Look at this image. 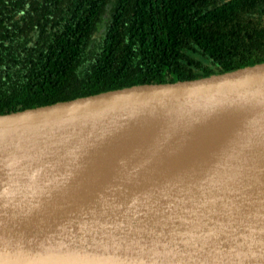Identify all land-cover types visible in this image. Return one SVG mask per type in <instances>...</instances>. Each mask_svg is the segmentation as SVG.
<instances>
[{
  "label": "water",
  "instance_id": "water-1",
  "mask_svg": "<svg viewBox=\"0 0 264 264\" xmlns=\"http://www.w3.org/2000/svg\"><path fill=\"white\" fill-rule=\"evenodd\" d=\"M263 115L264 62L0 114V264H264V166L228 145Z\"/></svg>",
  "mask_w": 264,
  "mask_h": 264
},
{
  "label": "trees",
  "instance_id": "trees-1",
  "mask_svg": "<svg viewBox=\"0 0 264 264\" xmlns=\"http://www.w3.org/2000/svg\"><path fill=\"white\" fill-rule=\"evenodd\" d=\"M264 62V0H0V114Z\"/></svg>",
  "mask_w": 264,
  "mask_h": 264
},
{
  "label": "bare ground",
  "instance_id": "bare-ground-1",
  "mask_svg": "<svg viewBox=\"0 0 264 264\" xmlns=\"http://www.w3.org/2000/svg\"><path fill=\"white\" fill-rule=\"evenodd\" d=\"M260 116V115H257ZM258 121V122H257ZM253 122H256L255 124H253L252 126L247 128V124H242L241 126L235 128L231 134H233V137L231 138V142L228 143L229 145V149H233V147H236L240 152V158L238 161V164L240 165H245L248 164L246 166V169L254 172V173H258V171H252L250 169V163H258L260 164L261 162V166H264V137H262V135L260 136L259 139H253L250 143L248 144H240L237 145L236 143H234V141L239 140L240 138H242V136L244 134H246L247 132H251L253 133L255 132H259V133H263L264 134V115L260 118H256L254 119ZM258 133V134H259ZM210 142L209 143H200V141H198V144H195L192 149L190 150V158L196 154V153H206L207 151H211L215 144L213 143V140L216 139L214 136L209 137ZM252 148L253 151L255 148H257L258 153H255V156L252 154ZM162 157V152L158 149L155 148L154 154L151 158V162L152 164L156 165L158 163H160V159ZM206 158V163H208L211 166H214L216 169H214L217 172L221 171V167L223 165V163H232L233 159L229 158V157H224V158H219V159H214L213 156L211 157H206V156H202V158ZM165 160H167L168 162L171 160L168 156H164L163 157ZM260 161V162H259ZM172 163V162H170ZM180 173L192 176L194 178L200 179V180H205L207 177L205 176L206 174H201V173H205V172H200L198 168L192 169V170H187L186 172L183 171H179ZM207 174H217V173H207ZM264 178V176H259L258 179ZM244 179H253V177L248 176V177H244Z\"/></svg>",
  "mask_w": 264,
  "mask_h": 264
}]
</instances>
